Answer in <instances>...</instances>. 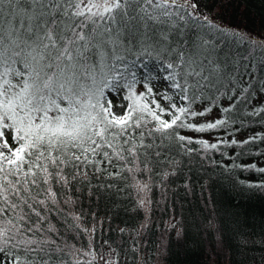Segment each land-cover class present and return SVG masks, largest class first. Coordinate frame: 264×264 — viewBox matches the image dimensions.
<instances>
[{
    "label": "snow or ice",
    "instance_id": "6c2138e0",
    "mask_svg": "<svg viewBox=\"0 0 264 264\" xmlns=\"http://www.w3.org/2000/svg\"><path fill=\"white\" fill-rule=\"evenodd\" d=\"M219 15L208 0H0V264H128L99 241L104 222L84 199L133 189L147 212L153 178L175 176L176 157L238 149L225 167L250 175L234 183L264 195V131L235 136L264 127V36ZM177 223L164 228L179 241ZM215 227L207 236L222 243Z\"/></svg>",
    "mask_w": 264,
    "mask_h": 264
},
{
    "label": "trees",
    "instance_id": "16d2710c",
    "mask_svg": "<svg viewBox=\"0 0 264 264\" xmlns=\"http://www.w3.org/2000/svg\"><path fill=\"white\" fill-rule=\"evenodd\" d=\"M208 5L211 12L220 14L214 17L219 22L258 38L264 36V0H208ZM145 62L156 76L159 67L153 61ZM257 101L264 102L259 96L254 103ZM216 115L214 111L207 119ZM181 131L213 142L224 135L223 130ZM260 131L264 127L253 120L246 122L235 136L242 140ZM224 150L228 156L238 151ZM228 156L212 151L207 155L197 152L191 157H176L183 162L175 176H170L163 185L158 177L153 178L148 193L152 203L147 212L138 207L133 189L99 200L89 201L85 197V210L96 213L97 219L104 222L102 228L97 226L99 241L108 239L113 247L121 246L123 251L121 248L117 251L121 258L128 259V264H132L134 256L130 251L133 238L138 244L136 264H240L241 261L264 264V195L251 191L241 193L234 181L250 174H241L238 169L229 171L225 167L231 164ZM238 162L251 160L243 156ZM138 179L148 177L138 176ZM113 199L120 202L119 209L113 207ZM209 220L216 226L213 232L223 237L222 243L214 244L207 236ZM88 222L91 224V219ZM145 222L148 227L141 228ZM166 222H178L177 229L183 233L179 241L174 230L164 228ZM120 228L126 229L125 233L121 234ZM238 245L243 246L238 248Z\"/></svg>",
    "mask_w": 264,
    "mask_h": 264
},
{
    "label": "rangeland",
    "instance_id": "374dc122",
    "mask_svg": "<svg viewBox=\"0 0 264 264\" xmlns=\"http://www.w3.org/2000/svg\"><path fill=\"white\" fill-rule=\"evenodd\" d=\"M162 75H163V73L159 69V72H158V74L156 76L159 77V76H162ZM153 83L156 85L157 88L163 90L164 82L162 80H154Z\"/></svg>",
    "mask_w": 264,
    "mask_h": 264
}]
</instances>
